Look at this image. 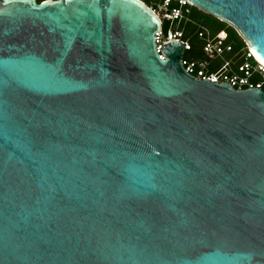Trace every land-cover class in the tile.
I'll return each mask as SVG.
<instances>
[{
    "label": "water",
    "instance_id": "obj_1",
    "mask_svg": "<svg viewBox=\"0 0 264 264\" xmlns=\"http://www.w3.org/2000/svg\"><path fill=\"white\" fill-rule=\"evenodd\" d=\"M264 64V0H186ZM142 0H0V264H264V93L156 50Z\"/></svg>",
    "mask_w": 264,
    "mask_h": 264
},
{
    "label": "built area",
    "instance_id": "obj_2",
    "mask_svg": "<svg viewBox=\"0 0 264 264\" xmlns=\"http://www.w3.org/2000/svg\"><path fill=\"white\" fill-rule=\"evenodd\" d=\"M171 1H175L177 5L167 10L163 18L160 17L161 24L162 21L167 22V28L164 30L161 27V30L155 34L158 54H160V47L163 43L177 40L183 44L184 51L180 62L187 74L198 80L207 79L216 84L228 80V84L234 90L258 88L264 93V64L256 60L246 40L235 27L226 24L234 30L240 40V47L237 49L233 41L229 39L226 28L215 32L210 31L201 23L191 19L188 7L192 5L186 0H165V4ZM181 22L193 26L192 36L200 43L199 50L202 55L200 58L187 55L192 51L190 38L186 37L184 32L173 29L174 23Z\"/></svg>",
    "mask_w": 264,
    "mask_h": 264
},
{
    "label": "trees",
    "instance_id": "obj_3",
    "mask_svg": "<svg viewBox=\"0 0 264 264\" xmlns=\"http://www.w3.org/2000/svg\"><path fill=\"white\" fill-rule=\"evenodd\" d=\"M142 1L145 2L149 7H151V5L146 0H142ZM176 5H177L176 2H174V1H171L170 3H168L169 7L176 6ZM191 7L193 8V10H191V12H190V17L193 20H196L199 23H201V24H203L205 26H208L212 31H217L219 29H222V28L226 27V24L224 22L220 21L219 19H217L216 17H214V16H212L210 14H207V13L199 10L196 7H193V6H191ZM151 8L155 10L154 7H151ZM156 14L160 18V15L158 13H156ZM161 27H162V29L165 30L167 28V22L162 21ZM181 28H183V30L187 34H190L193 31V28H192L191 24H187L185 26H181ZM226 29H227V32H228V37H229L230 40L233 41L235 49L239 48L240 47V40L237 38V35L234 32V30L231 27H228V26H227ZM189 36L191 37L192 51H190L187 55L189 57L191 56V57L200 58L201 57V52L199 50V45H200L199 40L197 38H195L194 36H192V34H190ZM235 37H236V39H235Z\"/></svg>",
    "mask_w": 264,
    "mask_h": 264
},
{
    "label": "rangeland",
    "instance_id": "obj_4",
    "mask_svg": "<svg viewBox=\"0 0 264 264\" xmlns=\"http://www.w3.org/2000/svg\"><path fill=\"white\" fill-rule=\"evenodd\" d=\"M150 5H151V7H154L155 8V11L160 15V17H164V14L166 13V11L167 10H169V9H171V8H173V7H175V6H172V7H169L168 6V4L166 5L165 4V0H146ZM175 2V1H174ZM188 10H189V15H190V12H191V10H193V8L192 7H188ZM192 19V18H191ZM193 20V19H192ZM194 21H196V20H194ZM196 22H198V21H196ZM225 23V22H224ZM225 24H227V23H225ZM185 25H187V23H183V22H181V23H174L173 24V29H177V30H180V31H182V32H184V34L186 35V37H189L190 38V40H191V37L189 36L190 34H192L193 33V31H194V28H193V26H192V28H193V31L190 33V34H187L184 30H183V28H181V26H185ZM203 25V24H202ZM205 26V25H204ZM205 27H207L210 31H212L208 26H205ZM225 28H227V26L225 27ZM213 32H215V31H213ZM235 39H236V37H235ZM238 40V39H237ZM202 56V55H201Z\"/></svg>",
    "mask_w": 264,
    "mask_h": 264
},
{
    "label": "bare ground",
    "instance_id": "obj_5",
    "mask_svg": "<svg viewBox=\"0 0 264 264\" xmlns=\"http://www.w3.org/2000/svg\"><path fill=\"white\" fill-rule=\"evenodd\" d=\"M154 12H155V11H154ZM158 17H159V16H158ZM252 53H253V52H252ZM253 54H254V53H253ZM254 57H256V56L254 55ZM256 58H257V57H256ZM256 58H255V59H256ZM256 60L258 61V58H257Z\"/></svg>",
    "mask_w": 264,
    "mask_h": 264
},
{
    "label": "clouds",
    "instance_id": "obj_6",
    "mask_svg": "<svg viewBox=\"0 0 264 264\" xmlns=\"http://www.w3.org/2000/svg\"><path fill=\"white\" fill-rule=\"evenodd\" d=\"M194 7V6H193ZM218 19V18H217ZM220 20V19H219ZM220 21H222V20H220ZM162 59H163V57H161Z\"/></svg>",
    "mask_w": 264,
    "mask_h": 264
},
{
    "label": "flooded vegetation",
    "instance_id": "obj_7",
    "mask_svg": "<svg viewBox=\"0 0 264 264\" xmlns=\"http://www.w3.org/2000/svg\"><path fill=\"white\" fill-rule=\"evenodd\" d=\"M39 1V0H38Z\"/></svg>",
    "mask_w": 264,
    "mask_h": 264
}]
</instances>
